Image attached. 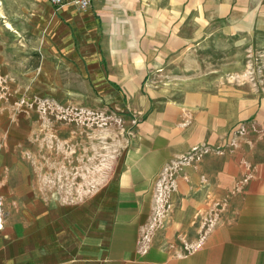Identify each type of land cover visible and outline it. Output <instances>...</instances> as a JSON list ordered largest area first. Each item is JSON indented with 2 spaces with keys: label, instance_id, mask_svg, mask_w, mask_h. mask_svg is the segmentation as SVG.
I'll use <instances>...</instances> for the list:
<instances>
[{
  "label": "rangeland",
  "instance_id": "rangeland-1",
  "mask_svg": "<svg viewBox=\"0 0 264 264\" xmlns=\"http://www.w3.org/2000/svg\"><path fill=\"white\" fill-rule=\"evenodd\" d=\"M48 1L0 0V163L20 162L16 175L30 179L38 193L77 202L115 191L131 149L146 142L144 135L167 124L184 134L174 141L184 146L185 136L222 128L225 137H203L182 148L157 174V200L162 199L141 238L184 240L189 233L163 231L176 210L177 202L167 198L177 191L183 166L264 129V0H154L184 5L183 51L161 68L121 71L122 79L102 88L52 56L35 15ZM68 2L84 9L75 0L63 4ZM226 98L231 104L245 100L236 102L232 123L221 113ZM249 107L251 115L240 116ZM226 208L227 200L219 199L198 214L203 230Z\"/></svg>",
  "mask_w": 264,
  "mask_h": 264
},
{
  "label": "crops",
  "instance_id": "crops-1",
  "mask_svg": "<svg viewBox=\"0 0 264 264\" xmlns=\"http://www.w3.org/2000/svg\"><path fill=\"white\" fill-rule=\"evenodd\" d=\"M183 6L93 0L81 9L72 2L56 6L48 1L35 15L52 56L102 88L122 79L121 71L139 72L151 64L161 68L183 51L188 40ZM55 72L57 76L59 70ZM238 101L245 103L243 98ZM238 101L221 107L226 122L235 121ZM240 114L250 116V107ZM224 131L202 129L197 138L185 136L184 147L174 144L184 134L166 124L162 132L143 136L148 143L131 149L115 191L77 202L38 193L30 179L16 175L20 162L0 163L5 221L0 264H264V129L256 137L250 132L234 146L227 140L226 150L183 166L175 181L177 191L167 198L177 202L176 210L163 231L190 236L178 241L164 236L148 243L141 238L162 199L157 200L162 163L203 137H225ZM219 199L227 200L224 215L203 230L198 214ZM186 247L191 248L182 251Z\"/></svg>",
  "mask_w": 264,
  "mask_h": 264
},
{
  "label": "built area",
  "instance_id": "built-area-1",
  "mask_svg": "<svg viewBox=\"0 0 264 264\" xmlns=\"http://www.w3.org/2000/svg\"><path fill=\"white\" fill-rule=\"evenodd\" d=\"M54 5H61L64 3V0H50ZM75 2L80 5L82 8H87L93 2V0H75ZM4 211H3V199L0 196V231L4 228Z\"/></svg>",
  "mask_w": 264,
  "mask_h": 264
}]
</instances>
